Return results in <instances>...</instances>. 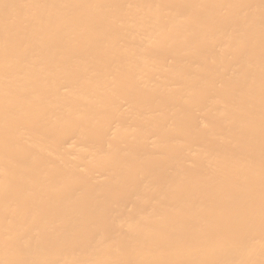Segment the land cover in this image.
Here are the masks:
<instances>
[{"label": "bare ground", "instance_id": "6f19581e", "mask_svg": "<svg viewBox=\"0 0 264 264\" xmlns=\"http://www.w3.org/2000/svg\"><path fill=\"white\" fill-rule=\"evenodd\" d=\"M0 264H264V0H0Z\"/></svg>", "mask_w": 264, "mask_h": 264}]
</instances>
